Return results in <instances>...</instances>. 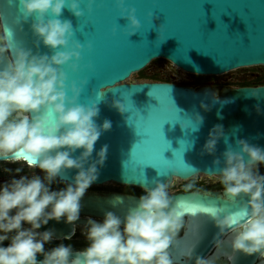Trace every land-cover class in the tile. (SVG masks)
<instances>
[{"label": "water", "instance_id": "1", "mask_svg": "<svg viewBox=\"0 0 264 264\" xmlns=\"http://www.w3.org/2000/svg\"><path fill=\"white\" fill-rule=\"evenodd\" d=\"M88 6L89 0H80L84 15L77 18L65 8L61 19L71 20L73 39L84 46L78 71L63 66L68 95L71 97L70 86L75 81L83 87L80 104L98 103L97 124L102 125L105 119L112 123L111 130L94 145L93 159L103 145L109 148L91 186L114 183L143 190L145 186L154 187L156 181L171 185L201 175L213 183L224 166L223 153L228 147L239 151L238 140L264 149V85L214 87L130 81L132 75L160 59L200 77L264 66V0H125V7L135 8L141 23L131 36L117 0H93L91 11ZM149 13L154 14L153 20ZM0 14L14 32V47L31 49L35 54L32 18L22 25L16 23L22 18L18 0H0ZM39 52L52 54L42 42ZM83 81L87 84L82 85ZM113 100L124 103V114L111 106ZM202 104L207 105V111ZM197 114L203 117L202 124H198ZM216 125L223 127L224 136L216 152L209 155L203 152V146ZM216 159L220 165L214 163ZM18 160L25 162L22 153ZM76 174L77 170L70 169L63 179L56 180L71 182ZM223 191L171 194L177 214H183V228L178 233L183 235L174 241L173 262L195 264L199 256L209 264H264L259 254L235 252L233 237L221 234L215 225L211 215L236 214L233 218L238 219L243 216L241 206L249 199L241 194L233 205ZM138 201L139 197L123 193L86 191L80 215L104 218L111 211L123 218ZM87 221L79 219L69 224L65 217L60 222L50 220L39 230L51 229L56 237L71 236L75 224ZM218 240L223 243L217 244ZM191 250L193 258L189 260L187 253Z\"/></svg>", "mask_w": 264, "mask_h": 264}, {"label": "clouds", "instance_id": "2", "mask_svg": "<svg viewBox=\"0 0 264 264\" xmlns=\"http://www.w3.org/2000/svg\"><path fill=\"white\" fill-rule=\"evenodd\" d=\"M18 2L22 18L16 23L22 25L32 18L37 51L34 54L31 49L14 47V32L0 14V160L15 163L22 153L29 168L40 169L45 175L43 180L39 175L13 178L0 187V264H174L172 248L183 228V214L178 215L173 206L168 182L156 181L154 187H143L144 195L123 218L111 211L105 213L103 222L88 218L84 228L88 247L74 257L71 244L45 249L55 233L51 229L38 231L42 225L65 217L69 224L79 220L81 199L107 159L109 146L103 145L93 159L94 145L111 130L112 123L105 119L102 125L97 124L98 103L80 104L83 87L75 81L70 86L71 97L68 95V76L63 66L78 71L84 46L73 39L71 20L61 17L65 8L75 17H82L80 0ZM92 3L89 0V11ZM117 5L121 17L128 21L129 35H135L141 28L136 9L125 7V0H117ZM149 15L153 20L154 14ZM41 42L51 55L40 54ZM111 106L121 114L126 112L121 100H113ZM201 106L208 110L207 105ZM196 120L203 123L199 114ZM223 136V127L216 125L203 152L213 155ZM237 147L239 151L228 147L223 153L224 166L216 174L224 196L231 202L237 203L241 194L249 197L241 206L243 216L221 217L220 212L211 216L221 234L233 237L235 252L264 257V175L259 171L264 164V149L243 139L237 141ZM77 150H81L78 156L74 155ZM214 163L220 165L221 161L216 159ZM70 169L77 170L73 180L64 181L66 187L58 191L51 190L53 182L58 177L63 179ZM21 171L15 169L16 173ZM191 188L189 184L185 191ZM25 224L30 227H23ZM5 241H9L7 246ZM38 254L43 260L38 261ZM187 257L193 258L192 250ZM195 264H209V260L197 256Z\"/></svg>", "mask_w": 264, "mask_h": 264}, {"label": "flooded vegetation", "instance_id": "3", "mask_svg": "<svg viewBox=\"0 0 264 264\" xmlns=\"http://www.w3.org/2000/svg\"><path fill=\"white\" fill-rule=\"evenodd\" d=\"M162 82H167V81H162ZM17 168H21V172L20 173H16L15 169ZM6 169H11V172L6 171ZM33 175H39L41 177V179L43 180L44 178V172L40 169H32L29 168L27 163L22 161V160H17V162L15 163H9L6 161H0V187L3 186V184L5 182H10L11 179L16 178L19 179L21 176H28V178H31ZM264 175V174H262ZM181 181V180H180ZM177 181H174L169 189L171 187L176 186ZM191 184L192 188L189 191H185L187 185ZM118 185V184H117ZM124 186V185H121ZM66 187L65 183H60L57 182V180H55L53 182V184L51 185V190L54 191H58L62 188ZM91 187V186H90ZM93 188H89L87 191H93V192H116V193H123V194H128V195H132V196H137L140 197L141 195H144V192L142 189L136 188V187H131V186H124V188H106L105 185L100 186V187H95L92 186ZM217 187V185H216ZM214 187V183H212L211 181V186L207 187L205 182L203 180H197L195 178L190 179L188 181H182V189L179 190L178 192L175 193H169L171 194H179V193H187V192H194V191H205V190H223ZM88 218H92L94 220H96L97 222H103L104 218H100V217H86L83 215H80L79 219H88ZM87 224L84 223H79V224H75V230L73 232V234L71 236H62V237H56L54 236V239L47 243L45 245V249L46 250H50L56 246H58L60 243H65L67 244H71L72 248H73V253L82 251L84 249H86L88 247V241L86 236L84 235V228ZM23 227L27 228L30 227L29 225L25 224L23 225ZM38 231H42V230H38ZM183 235V233H180L177 235V238H180ZM65 237H71L70 239H65ZM9 244V241H5L4 242V246H7ZM38 257H43L42 255L38 254ZM39 261V260H38ZM174 264H181V262H174ZM210 264H214V263H210Z\"/></svg>", "mask_w": 264, "mask_h": 264}, {"label": "rangeland", "instance_id": "4", "mask_svg": "<svg viewBox=\"0 0 264 264\" xmlns=\"http://www.w3.org/2000/svg\"><path fill=\"white\" fill-rule=\"evenodd\" d=\"M172 63L160 59L150 64L146 69L140 73H136L131 76L130 81L132 82H143V81H156L154 77H157V81H167L179 85H191L195 86L194 83L199 79H207L203 84L199 85H210L214 87H239L242 82H252L256 78L264 75V66L249 67L243 69H237L231 71L222 76L212 77H201L193 76L186 72L181 73L175 68ZM260 174H264V164L259 166ZM197 180H203L207 187L211 186L209 177L199 176L195 177ZM214 187L220 184L217 177L213 178ZM106 188H124V186L109 183L105 185ZM90 188H93L92 186ZM182 189V181L177 180V184L169 189V193H175ZM216 190V189H215Z\"/></svg>", "mask_w": 264, "mask_h": 264}, {"label": "trees", "instance_id": "5", "mask_svg": "<svg viewBox=\"0 0 264 264\" xmlns=\"http://www.w3.org/2000/svg\"><path fill=\"white\" fill-rule=\"evenodd\" d=\"M156 61H159V60H156ZM199 78H201V77H199ZM154 79L156 81L158 80L157 77H154ZM206 80L207 79L196 80L194 85L199 86V85L203 84ZM262 85H264V75L256 78L252 82H242L241 84H239V87H256V86H262ZM216 188L222 189L223 185L218 184Z\"/></svg>", "mask_w": 264, "mask_h": 264}, {"label": "bare ground", "instance_id": "6", "mask_svg": "<svg viewBox=\"0 0 264 264\" xmlns=\"http://www.w3.org/2000/svg\"><path fill=\"white\" fill-rule=\"evenodd\" d=\"M175 68H177V67H175ZM177 70L180 71L181 73H184V71L181 70V69H179V68H177ZM223 75H224V74H223ZM219 76H222V75H219ZM22 161H23V160H22ZM201 176H204V175H201ZM107 184H109V183H107Z\"/></svg>", "mask_w": 264, "mask_h": 264}, {"label": "snow or ice", "instance_id": "7", "mask_svg": "<svg viewBox=\"0 0 264 264\" xmlns=\"http://www.w3.org/2000/svg\"><path fill=\"white\" fill-rule=\"evenodd\" d=\"M225 200H226V199H225ZM229 203L234 205V203H233V202H229ZM225 206H227V205H225Z\"/></svg>", "mask_w": 264, "mask_h": 264}]
</instances>
